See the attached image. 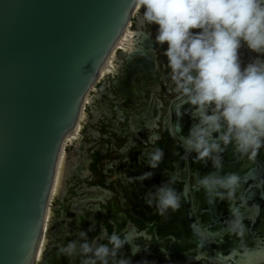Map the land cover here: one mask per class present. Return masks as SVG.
Segmentation results:
<instances>
[{"label": "water", "instance_id": "95a60500", "mask_svg": "<svg viewBox=\"0 0 264 264\" xmlns=\"http://www.w3.org/2000/svg\"><path fill=\"white\" fill-rule=\"evenodd\" d=\"M135 10L134 0H0V264L35 263L65 140Z\"/></svg>", "mask_w": 264, "mask_h": 264}, {"label": "clouds", "instance_id": "9594fccd", "mask_svg": "<svg viewBox=\"0 0 264 264\" xmlns=\"http://www.w3.org/2000/svg\"><path fill=\"white\" fill-rule=\"evenodd\" d=\"M134 3L138 10L144 9L142 20L145 25L159 26L156 42L161 46L168 45L164 55L168 58L175 99L167 130L186 152L197 154L195 162L207 164L211 160L217 170L203 178L197 174L193 188H202L213 199L229 202L233 219L225 231L241 239L246 233L243 214L236 207L241 178L238 174L222 177L219 172L223 164L222 153L229 145H234L235 151L250 162H255L264 147V60L258 59L242 70L239 57V50L245 44L250 50L264 54V0H134ZM104 67L103 63L98 70ZM185 105L191 106L187 113L182 111ZM173 112L177 117L174 125L171 121ZM185 114L192 115L198 123L188 136H177L182 132L179 121ZM215 134H219L218 137ZM159 139L160 136L151 131L145 143L155 145ZM133 147V142L132 147L125 145L119 154L124 155ZM145 157L148 166L157 169L164 152L158 147L152 148L143 153L141 161ZM124 162L128 163L127 158ZM117 163L119 161L109 164V168ZM152 175V172H146L135 179L143 182ZM169 175L168 183L145 197L148 206L155 207L157 214L164 218L169 210H180L184 195L174 188L180 180L177 174ZM93 230L94 225L89 231ZM128 231L109 233L104 227L101 235L92 241H88L86 232L79 231L76 235L84 242L59 245L57 256H67L70 261L79 257L80 264H132L130 259L118 255L132 241ZM158 239L155 236V240ZM146 241L144 247L131 245V254L135 256L148 251L153 240ZM161 251L169 256L168 248L162 247Z\"/></svg>", "mask_w": 264, "mask_h": 264}, {"label": "rangeland", "instance_id": "374dc122", "mask_svg": "<svg viewBox=\"0 0 264 264\" xmlns=\"http://www.w3.org/2000/svg\"><path fill=\"white\" fill-rule=\"evenodd\" d=\"M143 12L144 9L136 8L125 38L110 57L112 70L99 79L88 95L82 111L81 128L70 141H67L68 138L65 140L63 152L68 173L65 187H61V190L65 188V192L53 195L50 201L46 229L51 238L48 237L37 263L43 259L50 240L47 257L50 263H53L59 245L79 242L80 237L76 233L83 231L82 227L95 215L99 205L117 201L120 212L142 210L144 205L152 215L159 216L155 207L148 206L145 197L150 191L154 193L155 189L168 183L170 173L177 174L179 184L184 182L191 187L195 184L192 161L181 156L179 147L174 148L172 142L176 146L179 144L167 130L175 99L172 91L175 86L171 87V70L164 55L168 45L161 46L156 42L159 26L145 25ZM132 45L134 49L130 47ZM128 48L135 51L131 52ZM146 57L152 62H145ZM174 115L175 112L171 119ZM149 128L154 135L160 136L155 145L145 143L151 135ZM132 142L135 147L124 155L119 154L125 145L132 147ZM156 147L163 150L164 157L160 166L152 169L146 157L143 161L140 158L144 152L148 153ZM180 157L182 159L178 160ZM125 158L128 163L124 162ZM114 161L119 163L109 168ZM146 172L153 173L150 179L143 182L135 179ZM123 174L134 182L128 181ZM177 185L175 183L174 187ZM114 212L110 209L105 214ZM169 214L170 210L167 218L161 220L165 225L169 223ZM96 215L99 216L98 213ZM98 221L94 219V226L97 224L101 228ZM66 260L71 262L67 256Z\"/></svg>", "mask_w": 264, "mask_h": 264}, {"label": "flooded vegetation", "instance_id": "af4514ba", "mask_svg": "<svg viewBox=\"0 0 264 264\" xmlns=\"http://www.w3.org/2000/svg\"><path fill=\"white\" fill-rule=\"evenodd\" d=\"M239 57L242 70L246 68L248 64L254 63L258 59L264 60V54H258L250 50L246 44L239 50ZM190 107V105H185L182 111L187 113ZM171 120L172 124L174 125L177 122L176 115H174L173 119ZM179 122L182 126V132L180 134H177V136L183 135L186 137L189 135L192 127L198 123V120L194 119L190 114H185ZM215 135L218 137L219 134ZM172 144L174 145V148L179 147V150L181 149L180 151L182 157H186L185 159L192 161L195 177L197 174L200 175V173L203 172L209 174L213 171V169H215L212 168L213 165L211 160H208L207 164L203 162H195L197 155L195 152H186L183 147L181 148L180 146H176L175 142H172ZM227 150L228 147L225 151ZM182 157L179 159H182ZM257 157L258 159H264V147L260 149ZM243 158L244 157H242L241 154L238 153L236 158L232 161H237L236 159L240 161ZM229 161L231 160L229 159ZM208 162H211V164L208 165ZM188 171L190 172L189 168ZM253 182L254 181L250 182L247 186L241 183V194H239V196L240 198L243 197V199H240L238 197L239 206H236L243 214V224L248 223L247 225L249 233H245V235L241 239L239 238V240L234 242L233 244L231 242L229 244L227 240H223L224 236L227 234L225 230L228 228L229 222L233 219L229 202L227 200L221 201L218 198L213 199L207 194L205 198L206 200L208 199V202L211 201V204L209 206H211L213 209H211L210 207H204L205 202L202 198L203 195L201 196L200 192L204 193L206 191H204L202 188L199 190H195L193 187L185 186L182 187V192L184 195L181 202V210H179L178 212L180 218V226L176 225V228H166L167 225H165V222L159 221L160 219H165L160 215L157 220L155 219L154 221L149 222L143 217L139 216L137 214V211L135 210L133 212H120V204L117 201H111L110 203L99 205L98 209L95 210V215L91 216L90 221L86 222L84 227L82 228H84V232H87L90 228L93 227L94 219L96 218V221L99 220L98 224L101 226L100 229L106 227L109 233L115 230L117 234H122L126 229H129L128 236L132 241L129 245H125L119 251L118 255L119 257L130 259L132 261V264H141V262L143 261H148L149 264H264V248H259V246L264 245V242L258 237V234L254 233L252 230L255 218L258 216L260 211L264 210V190L262 189V183L260 180L259 182L255 181L254 183L256 184H253ZM177 183L179 184L180 182L177 181L176 184ZM245 186L247 188L243 189V187ZM155 191L156 189L154 190V193ZM250 191H257L256 194L262 203H259L257 201V204L255 205L249 204L244 195H247V193ZM215 205L217 208L215 207ZM110 209H114L115 212L106 215L105 213H107V211H109ZM215 211L224 216L223 219H225V221L227 222H212V218L210 219V213L212 214V216H214L213 214H215ZM96 213H98L99 216H97ZM116 217L122 218V221L127 224L126 228H124L120 232L117 231V227L115 224ZM202 225L206 229L203 228ZM78 226L80 227V225ZM263 234L264 231L260 232L259 235L264 236ZM155 236L159 239L155 240ZM180 237L184 239L188 238L193 241L195 244V248L184 249L181 246L179 247L180 243L178 240L181 239ZM170 238H175V240L173 241ZM147 239L153 240L148 248V251L139 252L135 256H133L131 254V245L139 244L141 247H144V245L147 243ZM82 242L83 241L80 239L79 243ZM50 243L51 240L49 241L48 247L46 248V253L44 254L43 259L39 260V264H62L63 262H65V264H80L79 257H77L74 261L67 262L66 256L61 255L58 257L57 254H54L53 263L48 262V260H50L47 258ZM100 243H106V241H100ZM162 247L168 248V257H166L165 254L161 251ZM196 248L200 249L201 255L195 256Z\"/></svg>", "mask_w": 264, "mask_h": 264}, {"label": "bare ground", "instance_id": "6f19581e", "mask_svg": "<svg viewBox=\"0 0 264 264\" xmlns=\"http://www.w3.org/2000/svg\"><path fill=\"white\" fill-rule=\"evenodd\" d=\"M135 13H136V10H135ZM130 26V25H129ZM126 32V31H125ZM126 35L123 36V38H125ZM122 38V40H123ZM121 40V41H122ZM121 43V42H120ZM119 43V44H120ZM119 46V45H118ZM117 46V47H118ZM116 47V48H117ZM129 47V46H128ZM132 49L133 48V45L130 46ZM130 50V48H128ZM132 49L130 50L131 52ZM127 50V49H126ZM138 52H140L141 50H137ZM145 62H148V63H151L152 60L149 59V57H146L145 58ZM111 66V61H110V58H109V61L108 63L106 64V66L104 67V69L102 70L101 72V75L99 77V79L101 78H104L108 72L110 70H112V67ZM88 99V97H87ZM87 102V100H86ZM83 114V112H82ZM82 114H81V118H80V121L81 119L83 118L82 117ZM80 121H79V124L77 126V129L75 130L74 133L70 134L67 141L71 140L74 136V134H76V132L81 128V125H80ZM237 152L235 151V148H234V145H229L228 146V150L223 152L222 153V161H223V164H222V168L219 172V174L223 177V176H227V175H230V174H238L241 178V183H243L244 185H248L250 182L252 181H258V179L262 182V189L264 190V159L263 158H259L258 157L256 158L255 162H250L247 160V158L245 159H241L240 161L238 159H236L237 161H232L236 158L237 156ZM181 158V157H180ZM227 158V159H226ZM179 160V158H177ZM229 159L231 161H229ZM228 161V162H227ZM211 164V162H208V165ZM213 165V164H212ZM202 166V165H201ZM212 168H214L212 166ZM263 169V171H262ZM217 170L213 169V171L211 173H214L216 172ZM224 171V172H223ZM67 173H68V165H67V160H66V155L65 153L63 152L62 150V153H61V156H60V159H59V164H58V167H57V173H56V178H55V184H54V187H53V192H52V195H51V199H52V196L53 195H60L61 193L63 194V192H65V188L61 190V187H65V179L67 178ZM209 173V172H208ZM209 173V174H211ZM260 173H262L260 175ZM205 172L203 173H200V177L203 178L204 176H207L209 175ZM169 182V180L167 181ZM246 183V184H245ZM177 185V184H176ZM182 187L183 185L180 184ZM180 185H177V187H174L175 190L178 192V193H181L183 194L182 192V187ZM243 187V189H246L247 187ZM60 187V188H59ZM261 188V187H260ZM204 190V189H203ZM222 190V189H221ZM220 190V191H221ZM260 190V189H259ZM205 191V190H204ZM203 191V192H204ZM249 191V190H248ZM241 192V188L240 190L237 192L236 194V206H239V194ZM251 192V193H250ZM247 193V195L245 194L244 197L248 200L249 204H257V201L259 203H262L261 200L259 199V197L257 196L256 192L255 191H250ZM201 193V196L203 195V200H204V204L205 206L204 207H210L211 209H213L211 206H209L211 203L208 202V199L206 200V195L207 193L204 192H200ZM199 194V193H198ZM260 196V195H259ZM239 197V198H238ZM244 198V199H245ZM262 198V197H260ZM183 199V197H182ZM242 199V198H240ZM51 201V200H50ZM244 201V200H243ZM182 202V201H181ZM220 205V204H219ZM230 205V204H229ZM241 205V204H240ZM182 206V205H181ZM216 207V205H215ZM261 207V206H260ZM142 208L144 209H140L137 211V214L141 217H143L145 220L147 221H154L155 219L157 220V218H159V216H154L152 215V212L150 211V209H148V207H145L144 205L142 206ZM217 208V207H216ZM181 210V208H180ZM184 210V209H183ZM179 212V211H178ZM178 212H172L170 210V214H169V223L167 224L166 228H176V225H179V222H180V218H179V215H178ZM214 216H212V214L210 213V219L212 220V222H224L226 223L227 221H225V219H223L224 216H222L221 214H219L218 212L215 211V214H213ZM232 215V214H231ZM50 216V207L48 208V212H47V218H46V223H45V229H44V232H43V236H42V239H41V243H40V247H39V250H38V254H37V259H36V263H37V260L41 254V251L44 249L45 245H46V242L48 241V237H49V233L47 232V220ZM205 217V216H203ZM185 218V217H184ZM161 222V219L159 220ZM253 226H252V230L254 233H257L258 234V237L263 240L264 242V236L262 235H259L260 232L264 231V210L260 211V213L258 214V216L255 218V221L253 222ZM115 224H116V227H117V231L120 232L122 231L124 228H126L127 224L124 223L122 221L121 218H115ZM248 223L244 224L245 226V229H246V234L249 233L248 231ZM180 226V225H179ZM250 228V227H249ZM102 231L101 229L98 227V225L96 224L94 226V230L93 231H89L88 234H87V237H88V241H92L93 239H97L100 235H101ZM264 235V234H263ZM234 236V237H233ZM181 239H179V247L181 246L182 248H195V244L193 241H191L190 239H184L182 237H180ZM224 241H228L229 244L230 242L233 244L234 242L238 241L239 240V237L236 236V235H233V234H229L227 233L224 238H223ZM233 240V242H232ZM260 243V242H259ZM239 244V243H238ZM219 248V247H218ZM259 248H264V245L262 246H259ZM195 256H199L201 255V251L199 248H196L195 249ZM261 258V257H260ZM35 264V263H34Z\"/></svg>", "mask_w": 264, "mask_h": 264}]
</instances>
